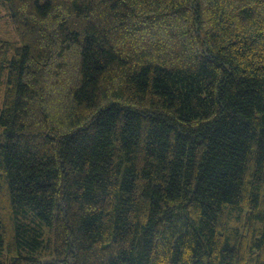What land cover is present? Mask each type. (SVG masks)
Here are the masks:
<instances>
[{
  "label": "trees",
  "instance_id": "16d2710c",
  "mask_svg": "<svg viewBox=\"0 0 264 264\" xmlns=\"http://www.w3.org/2000/svg\"><path fill=\"white\" fill-rule=\"evenodd\" d=\"M0 264H264V0H0Z\"/></svg>",
  "mask_w": 264,
  "mask_h": 264
},
{
  "label": "rangeland",
  "instance_id": "374dc122",
  "mask_svg": "<svg viewBox=\"0 0 264 264\" xmlns=\"http://www.w3.org/2000/svg\"><path fill=\"white\" fill-rule=\"evenodd\" d=\"M3 23H5V21H4ZM6 39H7V38H6Z\"/></svg>",
  "mask_w": 264,
  "mask_h": 264
}]
</instances>
